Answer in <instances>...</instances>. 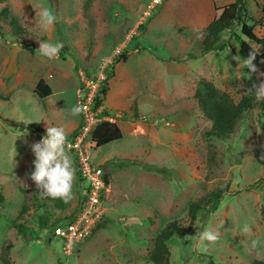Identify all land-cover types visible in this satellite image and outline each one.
<instances>
[{
	"label": "rangeland",
	"instance_id": "rangeland-1",
	"mask_svg": "<svg viewBox=\"0 0 264 264\" xmlns=\"http://www.w3.org/2000/svg\"><path fill=\"white\" fill-rule=\"evenodd\" d=\"M235 1L160 0L151 10L156 0H0V92L10 99L0 101V192L5 196L0 254L12 242L13 264H152L149 256L161 230L172 221L187 227L192 202L204 203L211 193L226 190L216 212L209 214L207 204L184 239L168 242L170 264L264 261V190H245L264 179L262 113L256 108L248 114L229 140H210L211 122L194 98L201 78L235 103L248 93L234 35L226 31L224 46L206 56L201 55L202 39H197ZM247 3L248 15L263 19L264 0ZM42 7L58 17L47 31L37 27ZM6 8L30 35L11 37L2 16ZM233 29L241 33V26ZM254 29L264 37V26ZM44 41L64 44L55 59L37 52ZM123 45L128 61L116 64L103 101L123 139L92 151V160L110 174L107 214L103 226L65 257L53 227L77 211L87 183L69 150L76 169L74 198L66 203L41 197L29 178L35 159L29 145L46 135L47 126L65 127L68 141L72 139L81 118L71 114L79 105L80 74L94 73ZM258 68L264 72V61ZM42 79L53 91L44 99L35 93ZM257 79L264 82L258 74ZM15 224L26 225L27 238ZM245 224L251 227L249 235L241 234ZM204 227L220 233L206 250L191 238ZM252 240L259 241L256 249Z\"/></svg>",
	"mask_w": 264,
	"mask_h": 264
},
{
	"label": "trees",
	"instance_id": "trees-1",
	"mask_svg": "<svg viewBox=\"0 0 264 264\" xmlns=\"http://www.w3.org/2000/svg\"><path fill=\"white\" fill-rule=\"evenodd\" d=\"M9 12L10 10L8 8L4 9L2 11V16L5 18L4 21L11 26V37L22 39L25 36L30 35L20 24L18 18L14 15L10 16ZM262 14L263 19L258 21L253 20L248 15L247 0H236L234 3L224 7L221 14L216 17L204 30L200 31L204 33L202 38L201 55L206 56L211 52L219 51L224 46L222 35L226 31H229L234 35L239 44V56L244 60L248 57L249 52L254 50L256 52V60L254 63L257 67H259L260 63L264 61V37H258L255 34L254 28L257 25L264 26V3L262 6ZM251 22H253V25H251ZM235 26H241L240 34L233 32V28ZM139 29L144 31L146 26L142 24L139 26ZM252 44L258 46L260 50H256ZM196 58L197 56L190 55V59ZM121 61H128L127 50H124L122 54L110 64L108 80L102 86L100 96L96 101V107L103 106V101L106 100V96L109 92V80H111L114 76L113 70L116 64ZM246 72L247 77L251 75V79H248V93L240 100L239 103H235L233 98L228 93L218 89L212 82L206 80L205 78H201L199 80L194 93V98L197 101L201 113L211 122V129L206 133V136L210 140H229L237 130L239 123L256 108L262 113V117L264 119V100L258 101L254 93L249 92V90L252 89L253 83L258 84L257 74H252L248 68H246ZM35 93L42 99L53 95L51 87L43 79L37 84ZM3 100L9 101L10 99L0 92V101ZM104 114L108 115L109 112L106 110ZM135 119H138V116H135ZM122 139L123 132L116 123L103 122L93 133V140L97 143L98 148ZM109 179L110 174L108 173L106 175V181L108 182ZM245 190L262 192L264 190V179L245 187ZM225 192L227 191L217 190L216 192L211 193L209 195V200H206L204 203L201 200L192 202L188 210V218L190 221L187 227L183 226L179 221H172L168 223L155 238L154 247L149 256L150 262L152 264H170L171 253L168 242L174 237L184 239L193 230L194 223L197 221L199 212H201L207 204L210 205L207 209L209 214L216 212ZM234 193L238 194L239 192ZM3 202H5V196L0 192V204ZM78 210L79 209H77V211ZM24 211H22V213ZM77 211L75 213H77ZM22 213L18 216V220L23 218ZM75 213L71 216H74ZM105 215L100 221L101 224L99 223L100 226H103L102 222ZM59 223L57 222L56 225ZM56 225H54L53 229ZM15 227L17 228L19 234L23 235L25 238H27L30 234V230L24 224H15ZM13 248L14 244L12 242H8L2 247L0 254L1 264H13L10 258ZM252 264H264V261L254 260Z\"/></svg>",
	"mask_w": 264,
	"mask_h": 264
},
{
	"label": "built area",
	"instance_id": "built-area-1",
	"mask_svg": "<svg viewBox=\"0 0 264 264\" xmlns=\"http://www.w3.org/2000/svg\"><path fill=\"white\" fill-rule=\"evenodd\" d=\"M156 0L151 10L158 4ZM125 45L118 48L113 57L103 62L94 73L80 74L79 105L83 107L80 113V124L72 139L69 140L70 151L75 155L79 174L87 183L83 188L77 213L69 219L60 222L53 229V236L62 240V252L65 257H71L83 241L89 239L106 214L105 198L110 192V183L106 181V172L102 164L92 160V151L97 147L93 133L103 122H115L109 114H104V106L96 107L102 86L108 80L110 64L122 54Z\"/></svg>",
	"mask_w": 264,
	"mask_h": 264
},
{
	"label": "clouds",
	"instance_id": "clouds-1",
	"mask_svg": "<svg viewBox=\"0 0 264 264\" xmlns=\"http://www.w3.org/2000/svg\"><path fill=\"white\" fill-rule=\"evenodd\" d=\"M37 16H39L37 27L43 31L51 29L58 20L57 15L46 7H42L37 13ZM203 35V32H198L197 39H202ZM17 46L20 47V45ZM63 47L64 44L62 42L53 43L44 41L40 43L37 52L47 57L49 60H52L59 55ZM234 59H236V57H234ZM255 60L256 52L251 50L248 57L244 59L243 64L252 74H258L259 77H264V72H260L259 68L254 63ZM247 78L251 79V75ZM249 92L254 93L258 101L264 100V82L259 84L253 83L252 89H250ZM82 111L83 107L81 105H76L71 109V114L76 116ZM114 123L117 124L116 121ZM29 147L35 157L33 161L34 171L31 172L29 178L35 183L36 188L39 190V195L44 198L62 199L66 203L73 199L74 193L72 189L75 182L76 169L74 167L73 158L70 155V143L65 127L47 126L46 135L43 136L39 142L30 144ZM107 183H109V181ZM250 233L251 227L247 224L243 225L241 234L249 235ZM191 238L198 239L199 246L206 250L207 244H214L220 239V233L210 227H204L202 231H198L197 234ZM258 243V240H252L251 248L256 249Z\"/></svg>",
	"mask_w": 264,
	"mask_h": 264
},
{
	"label": "crops",
	"instance_id": "crops-1",
	"mask_svg": "<svg viewBox=\"0 0 264 264\" xmlns=\"http://www.w3.org/2000/svg\"><path fill=\"white\" fill-rule=\"evenodd\" d=\"M79 124H80V120H79ZM79 124H78V125H79Z\"/></svg>",
	"mask_w": 264,
	"mask_h": 264
}]
</instances>
